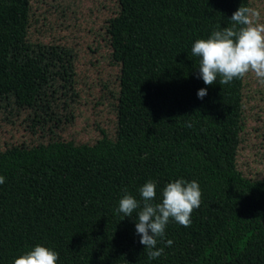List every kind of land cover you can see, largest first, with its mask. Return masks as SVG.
I'll return each mask as SVG.
<instances>
[{
    "label": "trees",
    "instance_id": "trees-1",
    "mask_svg": "<svg viewBox=\"0 0 264 264\" xmlns=\"http://www.w3.org/2000/svg\"><path fill=\"white\" fill-rule=\"evenodd\" d=\"M245 1L119 0L107 32L120 64L115 138L92 145L52 141L0 151V264L37 245L57 264H264V178L234 167L242 79L204 84L194 42L230 27ZM29 0H0V41L23 42ZM207 89L200 99L197 92ZM191 127H188V125ZM198 182L191 225L169 221L149 260L131 217L117 214L127 193ZM173 243L166 246V241Z\"/></svg>",
    "mask_w": 264,
    "mask_h": 264
},
{
    "label": "rangeland",
    "instance_id": "rangeland-1",
    "mask_svg": "<svg viewBox=\"0 0 264 264\" xmlns=\"http://www.w3.org/2000/svg\"><path fill=\"white\" fill-rule=\"evenodd\" d=\"M118 1L29 0L23 42L0 41V151L115 138L120 64L107 28ZM213 1H245L264 22V0ZM234 167L264 178V85L252 73L242 79Z\"/></svg>",
    "mask_w": 264,
    "mask_h": 264
},
{
    "label": "clouds",
    "instance_id": "clouds-1",
    "mask_svg": "<svg viewBox=\"0 0 264 264\" xmlns=\"http://www.w3.org/2000/svg\"><path fill=\"white\" fill-rule=\"evenodd\" d=\"M231 26H218L207 39H198L191 48L193 56L199 58L197 78L207 86L217 83L229 84L243 79L249 73L264 85V22L256 9L239 7L231 16ZM207 89H200L197 96L203 99ZM188 127H191L189 124ZM5 177L0 176V185ZM157 184L147 181L140 189L141 199L127 193L120 199L116 213L131 217L137 211L135 223L139 243L147 249V257L154 260L163 255L164 249H157L158 238H165L166 227L171 220L184 227L191 225V214L202 203V191L195 180L188 182L177 179L168 183L161 192V202L156 199ZM171 240L166 246L172 245ZM59 254L45 246L37 245L15 259L13 264H57Z\"/></svg>",
    "mask_w": 264,
    "mask_h": 264
}]
</instances>
